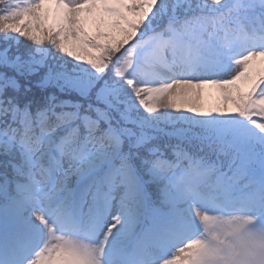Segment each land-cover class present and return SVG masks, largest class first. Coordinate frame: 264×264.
<instances>
[{"label":"snow or ice","instance_id":"snow-or-ice-1","mask_svg":"<svg viewBox=\"0 0 264 264\" xmlns=\"http://www.w3.org/2000/svg\"><path fill=\"white\" fill-rule=\"evenodd\" d=\"M0 264H264V0H0Z\"/></svg>","mask_w":264,"mask_h":264}]
</instances>
